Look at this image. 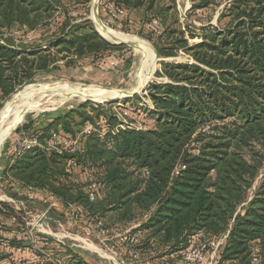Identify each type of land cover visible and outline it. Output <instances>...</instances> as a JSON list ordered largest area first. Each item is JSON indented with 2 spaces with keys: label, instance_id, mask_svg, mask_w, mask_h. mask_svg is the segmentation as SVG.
I'll use <instances>...</instances> for the list:
<instances>
[{
  "label": "trees",
  "instance_id": "obj_1",
  "mask_svg": "<svg viewBox=\"0 0 264 264\" xmlns=\"http://www.w3.org/2000/svg\"><path fill=\"white\" fill-rule=\"evenodd\" d=\"M143 3L99 0V11L119 22ZM52 4L62 11L59 19L37 27L48 38L49 49L17 48L0 23V91L5 96L31 84L40 73L56 71L59 61L69 66L86 57L106 55V60L117 63L125 59L121 55L125 46L104 41L86 23L72 24L61 0H0V20L8 25L4 28L17 22L28 26L30 14L38 20L40 12L47 14L55 8ZM109 6L124 10L126 17L109 16ZM227 11L233 16L232 25L188 31L190 39L201 40L191 47L183 33L173 38L174 30L166 31L162 18L148 21L150 33L157 34L148 27L157 20L163 29L158 34L160 42H169V47L156 48L160 56L172 57L183 49L195 62L163 63L156 73L167 82L148 87L152 109L134 110L138 119L150 120L153 128L145 124L146 131L116 132L118 123L108 122V133L101 140L96 134L81 136L75 155L64 148L58 153L53 136L71 141L83 127L101 120L99 115L87 117L82 112L85 107H79L34 129L30 137L40 147L20 155L14 152L13 163L6 167L10 185L24 192L46 193L64 210L74 209L75 219H86L94 227L111 217L126 229L143 218L129 233L132 242L112 247L142 258L156 247L159 252L149 260L151 264H182L185 255L200 245L206 246L209 255L211 244L224 236L215 264H249L252 257L264 264V179L257 194L261 197L242 207L258 167L229 151L264 141V0H234ZM33 128L31 124L23 130ZM90 175L97 184L93 201L89 200ZM15 193L13 199L30 204L27 195ZM24 215L0 202V219L14 225L12 229L0 226V264H85L47 235H38L35 244L17 238L25 227ZM116 223L104 228L119 229ZM20 248V252L15 250Z\"/></svg>",
  "mask_w": 264,
  "mask_h": 264
},
{
  "label": "rangeland",
  "instance_id": "obj_2",
  "mask_svg": "<svg viewBox=\"0 0 264 264\" xmlns=\"http://www.w3.org/2000/svg\"><path fill=\"white\" fill-rule=\"evenodd\" d=\"M83 2L85 1L61 0V3L66 5L64 8L67 9L69 13V17L72 21L71 23H86V25L93 28L98 35L100 34L97 29V24L100 23L113 31L121 32L143 41L155 55L152 76L145 82L141 89H136L137 92L134 91L129 98H124L122 96V98L108 103L90 100L80 102L75 100L59 108L48 109L39 114L32 113L28 114V116L26 115L17 129L0 145V202L9 203L16 211L25 212L22 218L25 227L23 228V232H20L19 235L27 243H30V239H33L35 242L38 241V235H47L72 250L85 264H122L123 262L125 264H151L149 260L153 259L159 252L154 250L156 247H151L148 251L149 253H147L144 258L137 253L136 256L133 255V253L127 254V252L125 253L120 247H114V249L112 246L119 243L116 235H97V233L92 231V229L95 228L92 223L86 219H75L71 212V210L74 211V209L70 211L67 210V212L57 200L46 193H34L33 191L24 192V190H19V187L16 185H10V174L6 173V167L13 163L12 157L14 152H16V146L28 140L34 129L40 130L53 119L69 113L70 111L79 109V107H85L82 112L87 117L99 115L101 120L95 121L93 125L104 124L103 127L106 133H108V122L115 126V124L123 120L134 126L139 127L140 125L143 126L147 124V126L153 128L150 120L148 122H143L138 119L134 114V110L136 108L150 109L153 107L151 101L147 97L148 87L153 83L161 84L167 82L166 78L157 77L156 73L161 71L163 63H184L191 65L195 62L191 55L183 49L177 50L176 55L172 57L160 56L156 48L169 47V42L162 43L159 40L161 35H152L147 28L148 21L155 17L158 19L162 18L164 21V29H166V31L173 29L175 33L173 38L177 36L179 38L183 33L184 38L191 47L200 43L201 40L199 38L190 39L188 31L198 33L200 30L210 26L222 29L232 25L230 22H232L233 16L229 14L227 9L234 0H143L144 3L142 7L139 9L131 8L130 11L127 12L128 15L126 19L119 22L108 20L109 18L99 11V6L97 11H95L93 4L94 0H90V3L87 4H83ZM52 5L55 8L51 9L47 14L40 12L42 16L38 18V20H34L33 15L30 14L31 23L28 26L17 22L12 23L10 28H4V26L8 27V25L0 20V23L2 25L4 24L2 30L10 35L17 48H29L28 45H30V47L34 45L35 47L41 46L43 50L49 49L48 43L46 42L48 38L44 37L41 32L38 31L39 29L37 27L53 23L59 19L62 11L57 8V4ZM102 9L105 10V8ZM52 52H56L55 48L52 49ZM121 55L124 56L125 59L118 62L119 64L114 60H106V55L99 59L86 57L69 66H66L64 61H59L56 71L38 74L31 84L22 88H17L16 91L9 96H5V93L0 91V114L15 95L30 86L38 88L55 84L84 87L93 86L106 90L118 91L120 95L122 92L126 94L130 93L131 90H135L137 85H139L137 73L139 72L141 59H139L138 53L129 45L125 46V50H123ZM128 61L130 62L128 63ZM91 110L93 111L92 113L90 112ZM125 113H127L128 116H125ZM125 117H127V119H124ZM31 124L34 127L32 130H23L24 126ZM85 127H83L82 130ZM205 128L207 129V127ZM17 130L20 134L17 133ZM229 151L231 155H240L245 161L258 167V173L251 187L245 190V197L247 196L246 201L241 205L242 207H246L250 200L257 196L261 197L257 194H261L258 192V189L262 179H264V141H255L248 146L231 148ZM241 186L244 187L243 184H241ZM15 192L19 193V197L27 195L29 199H32L30 200V204H27L24 200L13 199L11 195L16 194ZM52 209L56 211V214L50 211ZM48 212H51V214L48 215ZM61 214L63 215L60 216ZM142 219L143 218L139 219L138 217L137 220L128 225L126 229L122 228L124 227L121 225L123 223H116V219L113 220L111 217L106 218L104 220L106 224L102 225L108 228L110 225L116 223L118 224L116 227L119 229L114 230L121 233L125 231L130 233L138 228V224ZM0 226L6 229H12V227H14L13 222L2 219H0ZM26 235L29 239L26 238ZM224 237L218 241V243H221V247L226 240V236ZM221 251L220 248L213 261L209 259V254L206 256L205 261L199 263L184 262L182 264H215ZM155 252H157V254ZM22 257H19V259ZM125 259H127V261H125Z\"/></svg>",
  "mask_w": 264,
  "mask_h": 264
},
{
  "label": "bare ground",
  "instance_id": "obj_3",
  "mask_svg": "<svg viewBox=\"0 0 264 264\" xmlns=\"http://www.w3.org/2000/svg\"><path fill=\"white\" fill-rule=\"evenodd\" d=\"M99 34L107 41L113 43H125L131 46L141 59L138 78L139 85L134 91L141 89L153 73L155 55L149 46L143 41L130 35L113 31L110 28L97 24ZM137 55V54H136ZM138 68V67H137ZM137 92V91H136ZM118 91L106 90L93 86H69V85H45L43 87H28L7 103L0 114V145L11 135V130L19 125L28 114H39L48 109L59 108L72 101H96L106 102L124 97Z\"/></svg>",
  "mask_w": 264,
  "mask_h": 264
},
{
  "label": "built area",
  "instance_id": "obj_4",
  "mask_svg": "<svg viewBox=\"0 0 264 264\" xmlns=\"http://www.w3.org/2000/svg\"><path fill=\"white\" fill-rule=\"evenodd\" d=\"M110 9L108 10V13L110 14L111 17H121L124 18L126 17V13L124 10L119 9L117 7H112L109 6ZM103 12H105L104 9H102ZM149 28L155 30V32L157 34H161L163 32L162 27L159 25L157 20H152L151 23L148 25ZM152 109V108H150ZM133 115V114H130ZM125 116H128L127 113H125ZM131 117V116H130ZM124 119H127V117H125ZM129 120V119H128ZM117 129H130V130H138V131H146L147 128L143 127V126H134L133 124L127 123L125 120L121 121L118 123L117 127L115 128V131L117 132ZM108 130V129H107ZM92 134H96L100 139H102L107 133L104 130L103 125H89L87 127H85L81 132L78 133L77 137H75L74 140L71 141H67V140H63L60 139L56 136H53L51 141L53 142L54 145V149L58 150V153H61L60 148H64L66 149V151L69 153V155H75L77 153V143L78 140L80 139L81 136H89ZM35 147H40L39 143L37 141V139L35 137H30L28 140H25L22 142V144L16 146V154L20 155L23 151H28L30 149H33ZM73 163V161H72ZM97 184L94 181L93 177L90 175L88 177V190H89V200L93 201L94 200V194L93 191L96 189ZM93 232L97 233V235H102V236H106V234H114L117 236V240L120 243L123 242H132L133 239L129 236V232L125 231V232H117V230H108L105 229L104 226L101 223H98L94 229H92ZM17 238H21L20 235H17ZM225 238V237H224ZM27 240V239H25ZM223 241V240H222ZM30 243L35 244L36 242L33 239L29 240ZM221 243L216 242L214 244H211L212 246V251L210 253V257L209 259L211 261L214 260V258L217 256L220 248H221ZM3 246H6V244H2ZM17 250V252L21 251L20 249H15ZM207 256V249L205 245H200L194 249H192L191 251H189L185 257H184V262L185 263H189V262H202L205 261V258ZM122 264H125L124 262ZM249 264H261V261L256 258V257H252L251 261Z\"/></svg>",
  "mask_w": 264,
  "mask_h": 264
},
{
  "label": "water",
  "instance_id": "obj_5",
  "mask_svg": "<svg viewBox=\"0 0 264 264\" xmlns=\"http://www.w3.org/2000/svg\"><path fill=\"white\" fill-rule=\"evenodd\" d=\"M93 4H94V9H95V11H97L98 6H99V0H94V3H93ZM99 37H100L101 39H103L104 41H106V42H108V43H110V44H112V45H115V46H121V45H122V46H128V45L125 44V43H113V42H109V41L105 40L101 35H99ZM133 93H134V92H133ZM131 95H132V94L129 95V93H127V94L124 96V98H129ZM115 100H117V99L110 100V101H106V103L111 102V101H115ZM18 126H19V125H17L16 127H14L8 135L12 134L13 131H15V130L17 129Z\"/></svg>",
  "mask_w": 264,
  "mask_h": 264
}]
</instances>
